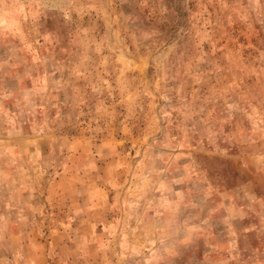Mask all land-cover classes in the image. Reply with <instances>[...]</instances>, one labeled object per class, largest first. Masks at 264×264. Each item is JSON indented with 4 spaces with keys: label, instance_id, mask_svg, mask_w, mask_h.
<instances>
[{
    "label": "clouds",
    "instance_id": "obj_1",
    "mask_svg": "<svg viewBox=\"0 0 264 264\" xmlns=\"http://www.w3.org/2000/svg\"><path fill=\"white\" fill-rule=\"evenodd\" d=\"M115 4L0 0V264H264V0Z\"/></svg>",
    "mask_w": 264,
    "mask_h": 264
},
{
    "label": "rangeland",
    "instance_id": "obj_2",
    "mask_svg": "<svg viewBox=\"0 0 264 264\" xmlns=\"http://www.w3.org/2000/svg\"><path fill=\"white\" fill-rule=\"evenodd\" d=\"M163 4L167 5L170 10L177 9L178 12L182 8V0H163ZM115 7L118 12H122L125 16L132 18L141 16L139 0H116ZM180 15H182V12ZM133 22V20L129 21L130 27L133 25ZM165 27L168 28L169 25H165ZM165 35H167V32ZM196 251L197 249L195 247L184 250L182 254L186 256V259L183 261V264H193V256ZM201 264H203V261H201Z\"/></svg>",
    "mask_w": 264,
    "mask_h": 264
}]
</instances>
